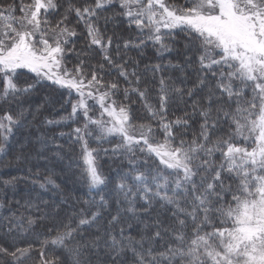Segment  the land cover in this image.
<instances>
[{
  "label": "snow or ice",
  "instance_id": "obj_1",
  "mask_svg": "<svg viewBox=\"0 0 264 264\" xmlns=\"http://www.w3.org/2000/svg\"><path fill=\"white\" fill-rule=\"evenodd\" d=\"M112 2L96 0L95 8L70 6L55 25L49 22L47 14L59 7L56 0H33L32 4H22L19 17L14 16V7L10 13L0 14L2 95L27 94L34 85L20 88L15 82L23 74L18 70H27L35 74L37 80L46 79L62 89L77 93L80 100L73 105V114L84 109L87 117L85 100L95 99L111 118V126L88 118L90 124L98 125L101 137L119 135L128 152L135 153L139 149L148 157H156L168 170L163 174L160 170L156 173L140 172L133 164L134 184L129 186L123 182L126 177H122L117 185V195L122 194L128 201L127 211L133 216L138 211L135 208L137 196L144 202L141 210L148 217L152 216L155 200L173 206L172 215L178 227H167L157 217L155 230L147 240L145 237L136 240L123 226L117 239L111 235V228L120 223L117 213L109 222L110 229L106 230V235L110 236V241L104 242V247L110 250L106 264H128L126 250L134 257L132 264H264V0H188L182 8L171 6L165 0H119L125 10L122 15L141 30L142 36L144 29H148V39L160 44L161 49L167 48L164 38L175 35L176 30L184 32L203 49L200 66L204 75L199 77V86H209L207 104L192 105L193 112L198 111L202 117L199 135L188 142L182 135L177 137L173 130L174 125H187V119L164 120L169 95L166 81L162 78L159 114L163 143L156 142L146 133L136 140L130 135L128 109L124 105L117 108L116 100L112 99L119 88L117 82L105 85L100 72L96 68L86 70L83 60L72 72L61 68L65 52L72 51L65 47L69 43L68 37L76 35L75 29L67 27L68 16L75 11L87 28L90 44L103 48L102 36L91 18L97 15L95 9ZM129 43L126 41L125 47ZM143 43L141 40L140 45ZM110 44L111 39L108 41ZM104 59L110 64L115 63L107 54ZM99 69L102 71L103 65ZM209 74L215 80L214 87L208 79ZM120 75L129 79V74L123 69ZM234 81H239V89L234 86ZM249 88L251 96L244 99V90ZM175 91L183 94L179 88ZM193 94L191 90L188 93L189 96ZM140 95L144 97L145 94L141 92ZM234 97L235 112L230 110ZM148 107L155 116L156 111L150 105ZM221 115L225 122L231 120L235 125L234 135L242 136L249 143L254 141V144L250 148L237 145L232 136L213 140L221 126ZM17 125L19 118L5 115L0 119V136L7 140ZM151 131L149 126L148 132ZM75 134L77 140L82 138L81 129H75ZM120 146L117 145L118 148ZM3 151V146H0V152ZM217 152L221 156L218 165L214 161ZM84 160L91 190L104 181L86 145ZM228 180L238 183L235 187L226 186ZM227 194H231V202L225 199ZM97 216L98 213H92L90 220L81 219L79 226L90 227ZM28 223L31 225L33 221L30 219ZM189 227L191 235L187 232ZM15 228L23 230L22 223L16 224ZM8 231L11 233L13 226L10 225ZM70 235L71 232L60 233L51 243L63 244ZM145 243L148 245L146 248ZM156 244L160 247L156 248ZM28 251V248H17L16 251L0 248V252L13 257V264H23L22 257ZM69 251L78 256L75 249Z\"/></svg>",
  "mask_w": 264,
  "mask_h": 264
},
{
  "label": "trees",
  "instance_id": "obj_2",
  "mask_svg": "<svg viewBox=\"0 0 264 264\" xmlns=\"http://www.w3.org/2000/svg\"><path fill=\"white\" fill-rule=\"evenodd\" d=\"M28 2L29 0H0V6L11 5L18 9ZM56 2L59 7L54 13L47 15L52 25L61 20L70 6L82 9L85 6L95 8L96 4V0H56ZM174 2L181 3V0ZM95 10L97 15L91 19L102 36L101 42L104 47L90 44L85 24L79 21L73 11L66 23L67 27L75 29L78 33L67 45V49H72V51L65 59L66 64L74 69L83 60L86 70L96 68L100 72L105 85L117 82L119 88L112 99L116 100L118 107L121 105L127 107L132 125H151L157 139L161 136L163 138L160 130L161 122L157 120L153 122L154 118L148 115L146 106L157 108L155 117L161 119L159 89L163 78L168 86L169 95L164 120L174 122L178 119H187V125H174L173 130L177 137L182 135L186 141L191 142L199 135L202 122L199 112H193L192 105L199 103L206 106L209 91L199 86V77L204 75V72L201 71V52L198 43L191 41L184 32H175V35L164 38L167 48L161 49L160 44H155L152 40L148 41L145 34L142 36L139 30L129 25L122 15L118 0H113L112 3ZM109 39H111L110 46L108 45ZM141 40L144 41L143 45H140ZM126 41L131 42L128 47H125ZM105 54L109 55L115 63L110 64L106 61ZM100 65H103L102 71L99 69ZM121 69L129 74L128 80L120 75ZM133 72L135 75H132ZM90 75L89 72V78ZM30 78L32 76L22 74L16 79L17 85L33 84L30 92L15 94L7 101L0 100V112L12 116L16 111L18 117H13L14 119L19 118L20 125L15 126L13 130V141L11 140L8 144L7 154L8 161L18 157V164L15 165L12 161V166L8 164L11 168L0 169V183L25 177L27 175L25 162H33L39 167L27 168H32V173L48 172L47 176L50 175L62 191L48 193V191L22 185L19 187V184L8 189L2 188L0 184V248H7L9 251L28 248L29 253L26 254L27 257L24 256L23 264H76L77 259L80 260L79 264H106L110 258V250L104 247V242L105 240L110 241L106 230L110 229L111 214L121 205L125 206L120 199L122 194L117 195V185L121 183V178L126 177L123 182L129 186L134 184L133 164L135 163L140 172L156 173L157 170H160L161 174L164 172L162 168L155 166L156 161L152 162L148 160V157L146 160L136 155L127 158L125 155L123 157L106 155V160H102L99 167L104 181L103 187L90 190L80 170L77 144L58 141V130L68 131L73 124L61 127L48 125L56 118L71 114L66 96L57 92L50 84L32 83ZM177 88L181 89L182 95L175 91ZM126 90L127 98L125 97ZM190 90L194 92L192 96L188 95ZM141 92L145 94L142 98L140 97ZM213 108L215 109L214 104ZM39 153H42V156H39ZM37 157L44 159L48 164H41ZM4 161V156L0 157V167ZM139 203L140 199L137 196L135 208ZM54 205L57 209L51 212L50 206ZM153 207L151 217L142 212L138 219L134 217L137 221H133L130 228L123 226L136 240H140L141 237L147 240V237L153 234L154 221L157 217L167 227H178L172 215L173 206L163 205L159 200H155ZM92 213H98L96 221L90 227L88 225L79 226V221L81 219L90 220ZM30 219L33 221L31 226L28 223ZM18 223H22L23 230L15 228ZM10 225L13 226L11 233L8 231ZM120 228L112 227L111 231L117 234ZM190 229V227L187 229L189 235H191ZM66 230L71 232L67 243L53 245L51 241L57 233ZM164 242L161 241V243ZM147 246L145 243V248ZM155 247L159 248L160 244H156ZM70 249H75L78 256H74L69 251ZM10 256L0 252V264H13ZM125 258L128 264H132L134 257L131 252L126 250Z\"/></svg>",
  "mask_w": 264,
  "mask_h": 264
},
{
  "label": "rangeland",
  "instance_id": "obj_3",
  "mask_svg": "<svg viewBox=\"0 0 264 264\" xmlns=\"http://www.w3.org/2000/svg\"><path fill=\"white\" fill-rule=\"evenodd\" d=\"M174 1L175 0H165V3H167V4L171 5V6H174L176 8H182L183 6H185V4L188 3V0H181V3L174 2ZM32 3H33V0H29V2L26 5H29V4H32ZM118 3L120 4L119 0H118ZM11 8H12L11 5H8L7 7L6 6L5 7L0 6V14L10 13L11 12ZM14 8H15L14 16L15 17L21 16L22 13L20 11H18V10H20V7L18 9L16 7H14ZM56 9L52 10L48 14L54 13V11ZM121 9H122V12L125 11L122 7H121ZM43 15L44 14H43V10H42V18H43ZM125 20L129 23V21H128V19L126 17H125ZM145 23H146V20H145ZM129 25H131L132 27H135L141 33V30L138 29L134 23H129ZM0 27H2V23H0ZM70 29H73V28H70ZM162 31H167V30L166 29H162ZM176 32H180V31L176 30ZM76 33H78V32L76 31ZM144 34L147 36V40L149 41L150 39H148V29H144ZM73 37L74 36L68 37L69 42L73 39ZM67 45L68 44L65 45L66 49H67ZM198 47H199V50H200L201 55H202L203 54L202 46L198 44ZM70 52L71 51H66L65 52L61 68L62 69H67L68 71L72 72V71L75 70V68L74 69L71 68L65 62V59H67V56L70 54ZM18 71L23 73L24 76H32V78H30L32 83L44 82L46 84H50L57 92L62 93V95L66 96V98H67V100H68V102L70 104L69 107H70V110H71V114L69 116H66V117L56 118V119L52 120L51 123H48V125H50L51 127H61L62 125L73 124V126L70 128L71 131L70 130H68V131H60V130H58L59 132L57 133V137H58V141H61V142H64V143L71 142L73 144L74 143L77 144V146H78L77 147V151L79 153L78 159H79V162H80V170L83 172V176H84V178L86 180V183H87L88 187H90V178H89L88 172H87V164L85 163V160H84V148H85V145L87 146L88 151L92 152L93 159H94V166L96 167L97 172L101 176L102 179H103V177H102V175L100 173V168L99 167L101 165V161L102 160H104V161L106 160L105 159L106 155L122 156V157L125 155L126 158L128 156L129 157H133V155H136L138 158L139 157H144V159L147 160L148 156L146 155V153L140 152L139 149H137L135 151V153L128 152L123 147V138L121 136H119V135H111V136L104 135L103 137H101L98 125L97 124H90L88 122V118H91V120L98 121L99 123L105 124L106 126H111V118L108 117L107 114L103 112V109L100 107V104H99V102L97 100L92 99V98H89V99L85 100L86 105H88L87 117L85 115L84 109H78L77 113L73 114V105L74 104H78V102L80 100V97H79V95L77 93H75L74 91L70 92L68 89H62L59 86L54 85L53 83H51L50 81H48L46 79L37 80V77L35 76V74L27 72V70H18ZM24 78H26V77H24ZM208 79H209V81L211 83V86L214 87L215 86V80L210 76V74L208 76ZM233 83H234V86L237 89H239L241 87L239 81H234ZM25 86L26 85H21V84L18 85V87H20V88H24ZM203 88L209 90V86L207 84L204 85ZM103 90L104 89H101V91H103ZM3 91H4V86H3V80L1 79V82H0V100L7 101V99H10V98L13 97V95H15V94H12V95H9L7 97H4L2 95ZM17 94H23V93H17ZM250 96H251V89L250 88L249 89H245L244 90V99H249ZM225 99H227L226 95H225ZM108 102H110V101H106V103H108ZM214 105H215V103H214ZM117 108H118V106H117ZM151 108L154 109V110L157 109L155 107H151ZM235 109H236V98L234 97L230 110L235 112ZM146 110H147L148 115L151 118H154L153 122L156 121V120L161 122L160 118L158 119V118H156L155 116L152 115V112L150 111L149 107L146 106ZM5 115H9V114H7V113L4 114V113L0 112V119H2ZM215 115H216V113H213V116H215ZM13 116L18 117L16 111H14L12 117ZM13 119H14V117H13ZM5 123H7V122H5ZM19 126L20 125H18V127ZM129 126H130L129 127L130 135L134 138V140L140 139L142 133H146L151 139L155 140L156 142H159V143H163L164 142V138H162V136L160 137V139H157L156 136H155L156 134L153 135V132H154L153 129L154 128L152 129L151 125H147V124H145V125H142V124H140V125H132L130 123V120H129ZM149 126L152 129L151 132H148V127ZM77 128L81 129V137L82 138L80 140L76 139L75 129H77ZM14 129H15V126L13 127V130ZM57 129H59V128H57ZM160 130L162 131V129H160ZM89 132H91L90 135L88 134ZM234 132H235V125L232 124L231 120H228L227 122H225L224 119H223V116L221 115V126L216 130V133L213 135V140H215L217 137H223L224 139H227V138H229V136H232L233 142L236 143L237 145L246 146V147L250 148L254 144V141H252L251 143L246 142L242 138V136L234 135ZM13 134H14V131L12 132V134L10 136H8L7 140H5L3 138V136H0V146H3V148H4V151L0 152V157L4 156V158H5L4 164L1 166L2 168L0 167L1 170H7V169L11 168V167L8 166V164L10 166H12L13 165V164H11L12 161H13V163H15V165L18 164V159H17L18 157H14V158H12L9 161H8V157H7L8 144H10V142L12 140V137L14 136ZM161 134L164 137L163 131H162ZM37 141H38V139H37ZM142 143H143V141L141 140V144ZM117 145H121V146L118 148ZM22 152H24V151L22 150ZM20 154H22V153H20ZM219 155H220V153L217 152L215 154V156H214V161H215V163L217 165L220 163V160H221V156H219ZM39 156H42V153H39ZM115 158H117V157H115ZM148 158H149L148 160H151L152 162L156 161L155 166L157 168H159V169L162 168L163 172L168 171V170L165 169L164 165L160 164L159 160L156 157L152 156V157H148ZM15 160H16L17 163L15 162ZM37 160H39V162L41 164H43V163H44V165L48 164L46 161H44V159H41L39 157H37ZM139 160H142V159H139ZM25 165H26V168H25L26 170L25 171H27V175L25 177H18L16 179H13L10 182H2V183H0L2 185V188L6 187L8 189H11L12 187H14V185L19 184V187H20V185H22L24 187L38 189V190H41V191H48V193L49 192L50 193L58 192L59 190L62 191V189H59V186H57V184L54 182L52 177L49 174H48L49 176H47L48 172H46V171H42V172L41 171H37V172H33L32 173V170H33L32 168H35V167L38 168L39 166L36 165L33 162H31V163L25 162ZM27 167L28 168L32 167V168L28 169ZM44 173H46V174H44ZM197 179H199V178H197ZM49 181H51V182H49ZM235 183H238V181L228 180V181H226V186L227 185H231V186L235 187ZM103 184L97 185L95 188L96 189L97 188H102ZM95 188H93V189H95ZM120 199H122V201L125 203L124 204L125 206L121 205L120 207H118V209L116 211L113 212V214H111L112 217H113V216H116L117 213H119V217H120V223L116 224L114 226V228H116V227L118 228V227L126 225V228L128 229L129 225H131V223H133V221H137V220H134V217H135V219H138L139 218L138 216H140V214L143 212L141 209L144 206V202L142 200H140V203L138 204V206L136 208L138 211L135 214V216H133V214H131V213H129L127 211V208L129 207L128 201L124 199L123 195L120 197ZM225 199L227 201L231 202V199H232L231 194H227ZM88 204L89 203H87V205ZM53 207H55V205ZM53 207L50 206L51 210L50 209L49 210L51 212L52 211L54 212V209H57L56 207L55 208H53ZM31 215H34V214H31ZM21 218L23 219V217H21ZM23 221H24V219H23ZM216 222L219 223V221H216ZM189 225H191V220L190 219H189ZM190 231H191V229H190ZM63 232H69V231L66 230V231H63ZM63 232H61V233H63ZM58 234H60V233H57V235ZM111 235L115 236L117 239H119L120 238V230L119 229L117 230V234H115V232L111 231ZM69 237L66 238L65 241L63 242V244H60V245H64L65 243H67V241L69 240ZM66 249L68 250V248H65V250ZM28 253L29 252H27L26 254H28ZM25 256L27 257L28 255H25ZM10 258L13 261V257L10 256ZM22 259L24 260V257H22ZM74 259H77V257H74ZM75 261H80V260L77 259Z\"/></svg>",
  "mask_w": 264,
  "mask_h": 264
}]
</instances>
